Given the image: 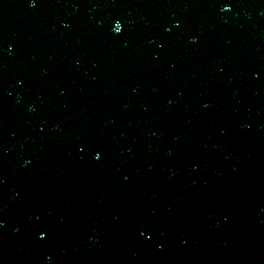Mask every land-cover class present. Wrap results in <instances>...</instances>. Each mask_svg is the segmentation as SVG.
Returning a JSON list of instances; mask_svg holds the SVG:
<instances>
[{
    "label": "water",
    "instance_id": "1",
    "mask_svg": "<svg viewBox=\"0 0 264 264\" xmlns=\"http://www.w3.org/2000/svg\"><path fill=\"white\" fill-rule=\"evenodd\" d=\"M0 264H264V0H0Z\"/></svg>",
    "mask_w": 264,
    "mask_h": 264
}]
</instances>
